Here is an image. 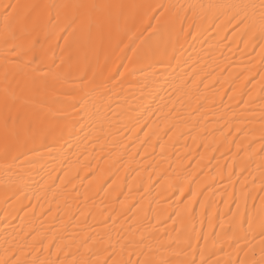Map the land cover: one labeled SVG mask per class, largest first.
<instances>
[{"label":"snow or ice","instance_id":"obj_1","mask_svg":"<svg viewBox=\"0 0 264 264\" xmlns=\"http://www.w3.org/2000/svg\"><path fill=\"white\" fill-rule=\"evenodd\" d=\"M3 8L0 12L3 17L0 43L4 47L3 87L0 89V160L3 161L6 175L17 162H27L33 166L39 163L41 170L47 169L37 182L45 191H51L59 185L66 190H76L77 196H80L75 184V180L79 179V171L87 169L85 175H90L92 179H99L103 173L99 162L94 167L84 152L68 164L67 169L63 168L67 161L57 163V158L53 157L50 167L45 161L46 155L51 156L58 151L54 145L60 140H64L69 148L73 147L65 136L77 135V125L83 133L81 141L91 145L94 150L98 147L102 153L106 149V144L102 141L122 132L126 127L130 133H142V143H148L155 121L144 120L141 124L144 114H140L135 117L136 123L132 127H116L126 113H118L113 109L112 96L123 94L124 84L130 85L129 77L135 76L137 72L159 78L156 65L170 67L172 73L181 69L182 65L188 64V60L183 59V44L189 41L193 42L189 46L195 47V42L204 44L217 37L222 40L231 37L225 45L231 49L233 44L239 47L236 40L239 36L245 50L254 48L258 43L260 65L253 63L245 66L232 83L235 84L241 77H247L246 85L255 80L260 87L259 95L254 94L256 84H253V88L244 93L248 99L241 98L236 103L244 112H251L250 105L259 102L262 111L259 129L248 127L247 125L252 124V120L248 119L244 128L229 127L230 122H226L220 130L224 135V128L228 129L227 137L231 138L236 154L231 157V165L225 164L227 171L220 170L217 175L221 180L228 181L225 187L231 186L233 192L230 194L232 203L226 213L229 219L218 225L208 216L206 205H199L201 217L208 220L209 233L213 237L211 241L208 235L198 232L193 223L196 219L193 205L197 201V193H190L191 199L183 208L173 209L167 215V208L157 202L158 211L154 220L147 219V213L141 214L142 205L136 202L132 205L136 208L132 223L127 229L120 226L115 242L111 233L101 236L93 228L91 232L85 230L79 243L70 240V243H75L74 252L68 250L64 238L55 233L49 237L39 229L28 232L21 230L19 239L28 243L5 248L3 255H0V264H264V0H259V3H223L210 0L208 3L178 4H136L125 3L123 0L19 3L15 0ZM224 29L230 30L221 37ZM41 35L48 42V47L38 50L36 44ZM122 48H127L132 55L127 57V65H116L112 57ZM48 59H51L50 65L45 63ZM121 67L123 71L119 70ZM231 67L233 65L230 64L219 70L227 72ZM206 68V63L201 65L198 61L188 65V70L183 72L184 78L168 104L155 109L159 113L157 119L172 121L165 132L166 136L183 120L181 110L186 105L192 109L190 115L200 113L205 108L204 100L207 98L201 99V89L207 90L210 86L219 85L221 104L225 93L232 92L235 95V88H224L220 84L217 69L205 71ZM117 88L121 90L119 93L116 92ZM49 91L53 93L52 103L41 105L39 112L24 109V105L28 103L25 99L26 92ZM227 98L231 100L233 96ZM189 101L196 106L192 108ZM109 112L111 118L108 116ZM151 112V106L145 109V114ZM80 114L83 115L79 120L70 118ZM240 123H245L244 119ZM105 124L109 128L107 133ZM113 127L116 129L114 133L111 132ZM145 128L148 131H143ZM233 132L239 135H233ZM49 138L53 145L46 142ZM125 139L130 140L131 137L126 136ZM237 140L239 143H236ZM120 144L124 149L130 147L124 140H120ZM36 145L45 151H39ZM131 146L135 147V143ZM231 151L232 148L229 147L228 152ZM136 154H139V150ZM144 155H148L146 149ZM254 155L259 157V175H254L251 171L253 164H256ZM82 156L87 163H81ZM33 157H39V161L44 162L40 163ZM131 158L130 155L129 159ZM103 159L107 163L113 156L105 153ZM123 160L124 156L117 154L112 166ZM238 161L240 173L248 174L244 176L243 182L239 176L236 182L232 180L236 176ZM73 169L77 171L75 176ZM92 179H89V185L92 184ZM6 183L14 191L5 202L15 199L21 206L20 210L24 211V217L30 214L34 216L38 208L42 216H53L54 210L50 204L44 210L38 197L37 204L32 203L25 193L22 181L10 180ZM235 183H240L238 197L235 194ZM171 186L169 182L168 187ZM257 188V194L253 196L252 193ZM179 195L183 197V188L179 190ZM21 197L29 200L27 205L23 204ZM89 199L87 193H84L83 202L86 204ZM89 215L87 207L80 209V218L86 221ZM173 216L183 218L179 228L176 227L177 220L172 219ZM168 220L173 225L171 233L175 235L165 231L161 238L157 225L166 224ZM118 222L119 215L115 212L103 218L105 227ZM199 223L202 229L203 219ZM216 227H219L221 235L225 237L219 249L216 248L217 241L214 239L213 229ZM121 232L125 234L121 235ZM225 245L231 249V252L226 253V259L219 256V253L224 252ZM177 257L183 259H176Z\"/></svg>","mask_w":264,"mask_h":264},{"label":"bare ground","instance_id":"obj_2","mask_svg":"<svg viewBox=\"0 0 264 264\" xmlns=\"http://www.w3.org/2000/svg\"><path fill=\"white\" fill-rule=\"evenodd\" d=\"M12 2H15V0H0V12L4 10L3 6ZM18 2L53 3L56 0H18ZM123 2L178 4L208 3L210 0H123ZM211 2H217V0H211ZM219 2L259 3V0H219ZM2 24L3 17L0 16V28H2ZM229 30L224 29L221 32V37L224 32ZM231 39L229 37L228 40H222L217 37V39L210 40L204 44L195 42V47H190L189 45L193 42L189 41V43L183 44V59L188 60V64L182 65V68L175 73H172L170 67L156 65L159 78L137 72L135 76L129 77L130 85L128 83L124 84L123 94L112 96L113 109L118 113H126L120 122L116 124V127H122L123 125L132 127L136 123L135 117L140 114H144L143 119L140 121L141 124L144 120L151 119V121H155L152 125V132L149 133L151 139L147 144L142 143L144 141L142 133H130L126 127L122 132L117 133L115 136H109L107 140L102 141V143L106 144L105 153L113 156V159L106 163L103 159L105 153L100 152L98 147L94 150L91 145H86V142L81 141L83 133L80 132L79 125H77V135L65 136V139L73 145L72 148H69L64 140H60L58 144L54 145L58 151L52 153L51 156H45V161H47L49 167L53 162L52 158L56 157L57 163L67 161V163L63 164V168L67 169L68 164L75 161L81 152L87 155L88 161L93 162L94 167L96 162H99V167L103 170L99 179H92L90 175L86 176L87 169L79 171V179L75 180V184L81 193L80 196H77L76 190L71 188L66 190L59 185L53 187L51 191H45L42 185L37 182L40 181L42 175H45L47 169L41 170L39 163L33 166L27 162L23 164L17 162L6 175L3 161L0 160V255H3L4 249L9 246H19L21 243H28V241L19 239L21 230L28 232L31 229H39L49 237L55 233L58 237L64 238L67 249L72 252L75 251V243L80 242L85 230L91 232L93 228L97 229L101 236L105 235V233H111L113 242H115L116 233L120 226L123 225L124 229H127L132 223V219L136 215V208H133L132 205L136 202L142 205L141 214L147 213V219L154 220L158 211L157 202L162 207L167 208V212H165V215H167L173 209L183 208V205L187 204L188 200L191 199L190 193H197V201L193 205L196 219L193 223L196 224L198 232L202 235H208L210 238L208 220L201 217L199 205L201 203L206 205L208 216L212 217L213 222L218 225L220 222L229 219L226 213L229 210L228 206L232 203L230 194L233 189L231 186L225 187L228 181L226 179L221 180L217 172L220 170L227 171L225 164L231 165V157L236 154V150L231 138L227 137L228 129L224 128V135L221 134L220 130L226 122H230L229 127L244 128L248 119L252 120V124L247 125L248 127L259 129L262 111L259 102L250 105L251 112H244L243 108L237 107L236 103L241 98L244 100L248 99V96L244 93L253 88V84H256L255 80L246 85L247 77H241L236 80L235 84L232 83L236 75L242 72L245 66L253 63L257 66L260 65V47L257 43L254 48L250 47L245 50L242 38L238 36L236 40L239 43V47L233 44L231 49H229L225 45ZM41 47H48V42L43 35L38 37L36 44L38 50ZM222 53L223 55H221ZM131 55L132 53L127 48H122L112 58L116 65H127V57H131ZM193 61H198L201 65L206 63L207 68L205 71L217 69L216 75L219 77L220 84L224 88L229 86L235 88V95L232 92L225 93V99L223 104H221L220 96L218 95L219 85L210 86L207 90L201 89V99L207 98L204 100L205 108L200 113L190 115L189 113L192 109L186 105L181 110L183 120L178 122L176 129L168 132L166 136L165 132L171 126L172 121L157 119L159 113H156L155 109L168 104L181 79L184 78L183 72L188 70V65L192 64ZM3 63L4 47L0 43V89L3 87ZM45 63L50 65L51 59L46 60ZM230 64L233 67L228 68L227 72L219 70ZM119 70L123 71V68L121 67ZM169 81H172V83H169ZM120 91L119 88L116 89L117 93ZM259 93L260 87L256 84L254 94L258 96ZM228 96H233V99H228ZM52 97L53 93L51 91L46 93L26 92L25 99L28 103L24 105V109L39 112L41 105L53 102ZM189 103L192 108L196 106L192 101H189ZM149 106L152 107L153 112L145 114V109ZM81 115L83 114L74 115L70 118L79 120ZM108 116L111 118V112L108 113ZM241 119H244L245 123H240ZM85 122H88L87 118ZM89 130L85 129V131ZM115 130V127H113L111 132L114 133ZM108 131V125L105 124V133ZM143 131H148V129L145 128ZM233 135L239 134L233 132ZM126 136H130L131 139L126 140ZM137 136H139V139H137ZM120 140H124L130 147L124 149L120 144ZM46 142L53 145L51 138ZM133 142L135 147L131 146ZM236 143H239V140ZM36 147L39 151H45L39 145H36ZM229 147L232 148L231 152H228ZM161 148H163V151H161ZM145 149L148 153L147 156L144 155ZM138 150L139 154H136ZM221 153H224V155L222 156ZM117 154L123 155L124 160L113 167ZM130 155L131 159H129ZM33 159L39 161V157H33ZM254 159L256 164H253L251 171H253L254 175H259L257 167L260 162L259 157L254 155ZM88 161H85L83 156L81 157L82 164ZM39 162L43 163L44 161ZM238 164L239 161L237 162L236 176L232 177L233 182H236L237 176L243 182L244 176L248 175L247 173H240ZM57 171L59 172L60 169L58 168ZM137 173H139V176H137ZM76 174V169H73V176ZM150 174L151 179L149 180ZM89 179H92L91 185H89ZM250 179L251 177H249ZM10 180L23 182L22 186H25V193L33 204H37V197L39 198V204L43 205L44 210H47L50 204L54 210L53 216H42L38 208L34 216L30 214L28 217H24V211L20 210L21 206L17 204L15 199H10L6 203L7 197H11L14 191L13 188L7 186L6 182ZM169 182L172 185L170 188L168 187ZM181 188L184 189L183 197L179 195ZM129 189H131L130 193ZM257 191L258 188L253 191L252 195L255 196ZM239 192L240 183H235V194L237 197ZM84 193H87L90 197L86 204L83 202ZM125 197H127V200H125ZM28 202V199H23L24 205H27ZM168 205H171V207H168ZM85 207L90 210V215L86 221L84 218L79 217L80 209ZM249 208H251V201H249ZM112 212L119 215V222L111 227H105L103 218ZM172 219L177 220L176 227L179 228L183 218L173 216ZM201 219L204 221L202 229L199 223ZM172 227L171 220H168L166 224L157 225L159 237L162 238L165 231L174 236L175 234L171 233ZM213 231L218 236H222L219 227L214 228ZM124 234V232H121V235ZM222 239L221 242L223 243L225 237L222 236ZM70 240H74L75 243H70ZM222 243H218L216 248L217 246L221 247ZM52 251L54 253L55 249L53 248ZM228 252H231V249L225 245L224 255L219 256L226 259V253ZM165 255H168V253H165ZM53 258L55 257L53 256ZM232 258L235 259L234 256ZM176 259H183V257H177Z\"/></svg>","mask_w":264,"mask_h":264},{"label":"rangeland","instance_id":"obj_3","mask_svg":"<svg viewBox=\"0 0 264 264\" xmlns=\"http://www.w3.org/2000/svg\"><path fill=\"white\" fill-rule=\"evenodd\" d=\"M210 241L213 239V237H211L210 236ZM214 239L217 241V244L216 245H218V243L220 244V243H222L221 241L223 240L222 239V236H218L217 235V233H215V237H214ZM202 245H203V242L201 243ZM220 247L219 246H217V249H219ZM219 255H224V252H221V253H219Z\"/></svg>","mask_w":264,"mask_h":264}]
</instances>
